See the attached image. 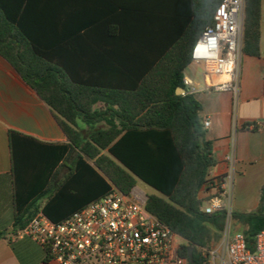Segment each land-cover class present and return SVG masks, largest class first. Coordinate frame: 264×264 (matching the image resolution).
Here are the masks:
<instances>
[{"label":"trees","instance_id":"trees-1","mask_svg":"<svg viewBox=\"0 0 264 264\" xmlns=\"http://www.w3.org/2000/svg\"><path fill=\"white\" fill-rule=\"evenodd\" d=\"M221 1L145 0L143 10L161 17V55L128 90L74 85L25 30L20 13L0 7V55L50 107L67 137L64 143H45L10 131L14 229L0 232V239L23 230L39 211L60 222L108 194L111 184L129 194L141 181L156 191L148 195L147 210L185 239L182 256L193 247L194 264H203L200 248L220 241L227 214L201 209L198 192L216 161L200 121V102L176 91L186 88L192 48ZM263 6L264 0H245L243 55H262ZM98 101L108 102L109 117L94 109ZM232 216L246 226L252 244L264 229V186L257 210Z\"/></svg>","mask_w":264,"mask_h":264},{"label":"crops","instance_id":"crops-1","mask_svg":"<svg viewBox=\"0 0 264 264\" xmlns=\"http://www.w3.org/2000/svg\"><path fill=\"white\" fill-rule=\"evenodd\" d=\"M144 1L0 0V7L9 14L20 13L25 30L55 57L74 85L128 90L161 55V17L154 10L145 12ZM261 31L262 55H243L241 59L236 108L230 93L204 88L199 65L192 62L184 75L194 85L180 93L194 95L202 106L200 121L216 161L209 175L226 172L225 157L235 153L236 175L230 198L233 212L257 210L264 186V6ZM126 99L129 96L122 102ZM94 109L107 117L111 114L106 101H98ZM206 120H210L208 127ZM10 131L45 143L67 142L50 107L0 55V232L6 234L13 232L15 215ZM66 171L64 167L62 174ZM44 202L45 198L39 204ZM0 264L59 263L49 259L38 243L17 232L10 239H0Z\"/></svg>","mask_w":264,"mask_h":264},{"label":"built area","instance_id":"built-area-1","mask_svg":"<svg viewBox=\"0 0 264 264\" xmlns=\"http://www.w3.org/2000/svg\"><path fill=\"white\" fill-rule=\"evenodd\" d=\"M244 15L245 0H222L191 54L192 63L203 66L204 88L230 93L235 108L241 88ZM184 84L191 87L194 82L185 76ZM204 125L208 127L210 120ZM225 161L226 172L208 174L198 198L204 213L225 211L228 221L233 213L234 151ZM147 200L148 194L138 187L125 194L112 186L108 194L60 222L39 211L19 236L38 243L59 264H190L181 254L185 239L147 210ZM200 251L203 264H264V229L250 244L243 231H232L226 224L220 241Z\"/></svg>","mask_w":264,"mask_h":264},{"label":"rangeland","instance_id":"rangeland-1","mask_svg":"<svg viewBox=\"0 0 264 264\" xmlns=\"http://www.w3.org/2000/svg\"><path fill=\"white\" fill-rule=\"evenodd\" d=\"M202 72H203V66L199 65L198 75L200 78H202ZM137 187L142 189L148 195L156 193L155 190H153L151 187L147 186L146 184H144L140 181L137 183ZM226 224L230 227V229L232 231H244L246 229V226L242 222L235 219L233 216L231 218H229V220L226 222Z\"/></svg>","mask_w":264,"mask_h":264},{"label":"water","instance_id":"water-1","mask_svg":"<svg viewBox=\"0 0 264 264\" xmlns=\"http://www.w3.org/2000/svg\"><path fill=\"white\" fill-rule=\"evenodd\" d=\"M182 92H185V89L184 88H178L177 91H176V93L178 95H180V93H182ZM193 250H194V248L193 247H190L188 249V253H187V256H188V259L190 261V264H194Z\"/></svg>","mask_w":264,"mask_h":264}]
</instances>
